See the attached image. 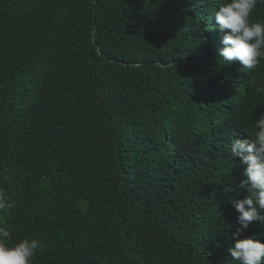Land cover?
Instances as JSON below:
<instances>
[{
  "label": "trees",
  "instance_id": "obj_1",
  "mask_svg": "<svg viewBox=\"0 0 264 264\" xmlns=\"http://www.w3.org/2000/svg\"><path fill=\"white\" fill-rule=\"evenodd\" d=\"M221 2L0 0V226L41 241L31 264H236L227 148L264 114V60L219 57Z\"/></svg>",
  "mask_w": 264,
  "mask_h": 264
},
{
  "label": "clouds",
  "instance_id": "obj_2",
  "mask_svg": "<svg viewBox=\"0 0 264 264\" xmlns=\"http://www.w3.org/2000/svg\"><path fill=\"white\" fill-rule=\"evenodd\" d=\"M257 3L258 0H222L213 12L217 31L222 34L223 48L219 57L225 63L238 61L239 71H251L264 60V21L251 19ZM212 99V103L220 104L229 101L219 91L214 92ZM215 124L213 120L212 125H208L205 120L204 129H210ZM254 128L250 138H235L227 148L231 158L235 160L238 157L245 166V179L239 188L248 192L243 199L232 202L238 213V227L232 233L235 243L229 248V253L236 264H264V242L252 237L237 238L253 221L264 219L260 215V211L264 210V114L255 121ZM11 207L13 204L0 195V210ZM10 236L8 228L0 226V264H31L36 252L41 249V241L23 238L10 245Z\"/></svg>",
  "mask_w": 264,
  "mask_h": 264
}]
</instances>
